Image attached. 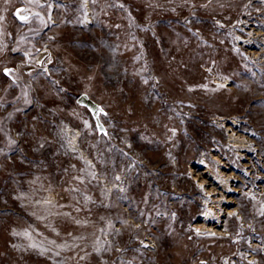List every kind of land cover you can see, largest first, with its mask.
<instances>
[{
	"label": "rangeland",
	"instance_id": "1",
	"mask_svg": "<svg viewBox=\"0 0 264 264\" xmlns=\"http://www.w3.org/2000/svg\"><path fill=\"white\" fill-rule=\"evenodd\" d=\"M0 264H264V0H0Z\"/></svg>",
	"mask_w": 264,
	"mask_h": 264
},
{
	"label": "water",
	"instance_id": "2",
	"mask_svg": "<svg viewBox=\"0 0 264 264\" xmlns=\"http://www.w3.org/2000/svg\"><path fill=\"white\" fill-rule=\"evenodd\" d=\"M76 102L84 105L90 111L92 118L96 124L98 130H103V125L100 121L99 114L103 112L100 104L92 100L87 94L81 93L77 96Z\"/></svg>",
	"mask_w": 264,
	"mask_h": 264
},
{
	"label": "bare ground",
	"instance_id": "3",
	"mask_svg": "<svg viewBox=\"0 0 264 264\" xmlns=\"http://www.w3.org/2000/svg\"><path fill=\"white\" fill-rule=\"evenodd\" d=\"M73 133V132H72ZM78 132H76V134H77ZM76 136V135H75ZM74 136V138H73V142L74 143H76V145H73V147H76L78 150H80L81 148H79V144L77 143V139H76V137ZM80 152H81V154L83 155V157H84V159H86L87 161H91V160H89L90 158H89V156H87L83 151H81L80 150Z\"/></svg>",
	"mask_w": 264,
	"mask_h": 264
},
{
	"label": "snow or ice",
	"instance_id": "4",
	"mask_svg": "<svg viewBox=\"0 0 264 264\" xmlns=\"http://www.w3.org/2000/svg\"><path fill=\"white\" fill-rule=\"evenodd\" d=\"M21 10H18V13L20 12ZM21 19H27V17H23V16H21L20 17ZM7 71V70H6ZM117 179H119V177H117Z\"/></svg>",
	"mask_w": 264,
	"mask_h": 264
}]
</instances>
